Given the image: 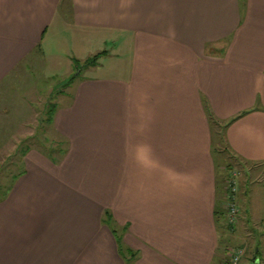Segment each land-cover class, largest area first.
<instances>
[{
  "label": "crops",
  "instance_id": "crops-1",
  "mask_svg": "<svg viewBox=\"0 0 264 264\" xmlns=\"http://www.w3.org/2000/svg\"><path fill=\"white\" fill-rule=\"evenodd\" d=\"M72 1L76 28L128 35L130 75L84 78L58 106L62 169L47 157L2 193L0 264H221L215 144L264 165V0ZM59 2L0 14V84L43 43ZM242 113L214 141L211 116ZM249 197L264 223V185Z\"/></svg>",
  "mask_w": 264,
  "mask_h": 264
},
{
  "label": "rangeland",
  "instance_id": "rangeland-1",
  "mask_svg": "<svg viewBox=\"0 0 264 264\" xmlns=\"http://www.w3.org/2000/svg\"><path fill=\"white\" fill-rule=\"evenodd\" d=\"M19 1L23 0H0V14L19 6ZM72 2L60 0L58 18L49 28L43 43L22 56L19 64L0 84V197L7 190H14L31 166L50 165L45 150H50L57 160L50 169L61 171L63 155L51 149H58L60 145L66 150L69 138L56 124H48L52 105L56 110L58 106L59 109L70 106L84 78L126 79L130 75L132 43H128V35L103 27L76 28ZM103 51L107 54L100 57L97 66L87 64ZM74 76L77 78L70 82ZM220 131L221 128L218 131L221 134ZM219 133H215L214 141L219 140ZM215 145L219 151L214 153L224 158L222 167L231 165L236 168L241 180L237 222L233 230L220 231L223 236L222 254L227 256L231 250L244 248L245 255L240 264H264V223L249 218L253 211L249 195L254 186L264 185V165L234 159L224 146ZM27 147L32 151L26 157L23 154ZM225 181V178L221 181L222 194ZM9 198L10 195L0 204ZM115 227L121 231L116 223ZM252 230L255 233L251 234ZM256 247L260 249V260L255 263Z\"/></svg>",
  "mask_w": 264,
  "mask_h": 264
},
{
  "label": "trees",
  "instance_id": "trees-1",
  "mask_svg": "<svg viewBox=\"0 0 264 264\" xmlns=\"http://www.w3.org/2000/svg\"><path fill=\"white\" fill-rule=\"evenodd\" d=\"M105 53L106 52H102V53H99L97 56H95L94 58H93V60H91L90 62H87V64L89 65V66H97V64H98V61H99V59H100V57H102L103 55H105ZM75 78H77V76H74V77H72L71 79H70V82H73L74 80H75ZM55 108V109H54ZM55 113H56V107L54 106V105H52V107H51V109H50V111H49V113H48V124H53L54 123V117H55ZM244 115V113H242V114H240V115H238L237 117H234V118H232V119H230V120H228L226 123H223V122H220V121H218V120H216L214 117H212L211 116V122H212V127H215V129L213 128V133H214V135H215V133H219L218 131L220 130V128H221V130L223 131L224 130V128L225 127H227V126H229L230 124H232L233 122H235L237 119H239L241 116H243ZM217 128H218V131H217ZM222 131H220L222 134H220L219 133V142H221V141H223V139H224V136H223V132ZM215 137V136H214ZM217 141V142H218ZM58 147V149H51L53 152H55V150H56V152H58L59 154H63L64 152H65V150L63 149V148H61V146L59 145V146H57ZM218 148V147H217ZM220 148V147H219ZM30 147H27L26 149H25V152H24V154L23 155H27L29 152H30ZM217 149H215L214 148V151H216ZM217 151H219V149L217 150ZM45 152H46V155L51 159V161L53 162V163H55L57 160H56V158L52 155V153H50V150H45ZM234 159H235V157H233ZM238 164H241L240 162L238 163ZM237 164V166L239 167L240 165H238ZM226 168H224V173H223V176H224V178L225 179H227V177H228V175H229V173L231 172V171H237L238 172V170L236 169V168H233L231 165H227V166H225ZM240 176V175H239ZM238 180H239V185L241 184V180H240V177L238 178ZM239 194H240V186H239ZM238 197H239V195H238ZM224 199V198H223ZM222 204H225V201H223V203ZM224 206V205H223ZM226 209H224V207L223 208H221V209H219V211L217 212V215H218V223H219V227H220V229H221V231L222 232H225V231H230V230H233L234 228V226H230V225H228L227 223H226V211H225ZM106 216L108 217L107 219H105V221L108 223V222H110L111 220H112V217H110V215H109V213L108 212H106ZM112 222V221H111ZM225 222V223H224ZM118 239H119V241H118V243H119V246H120V251L122 252V253H124V251H125V249H124V246H123V242H122V239H121V237H119L118 236ZM259 243H257L256 244V246H258L259 247ZM258 247H256V249H254V262L256 263L257 261H259L260 260V257L258 256V253L260 252L259 250V248ZM125 254V253H124ZM132 256H136V254H131V258H130V260L132 259Z\"/></svg>",
  "mask_w": 264,
  "mask_h": 264
},
{
  "label": "built area",
  "instance_id": "built-area-1",
  "mask_svg": "<svg viewBox=\"0 0 264 264\" xmlns=\"http://www.w3.org/2000/svg\"><path fill=\"white\" fill-rule=\"evenodd\" d=\"M239 173L231 171L225 181V189L223 198L225 201L224 209H226V223L230 226H235L239 213L238 195H239ZM245 255L244 248L231 250L223 264H240L241 259Z\"/></svg>",
  "mask_w": 264,
  "mask_h": 264
}]
</instances>
